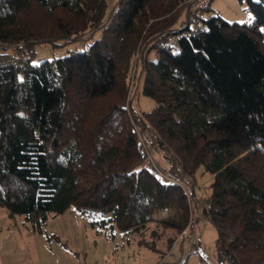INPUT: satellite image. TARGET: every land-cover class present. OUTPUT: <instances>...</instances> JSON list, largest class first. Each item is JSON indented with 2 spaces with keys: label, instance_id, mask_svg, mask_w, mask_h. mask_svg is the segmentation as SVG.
I'll return each instance as SVG.
<instances>
[{
  "label": "trees",
  "instance_id": "16d2710c",
  "mask_svg": "<svg viewBox=\"0 0 264 264\" xmlns=\"http://www.w3.org/2000/svg\"><path fill=\"white\" fill-rule=\"evenodd\" d=\"M246 2L253 21L209 3L194 33L186 0H0V207L44 233L73 206L171 248L213 176L218 263L264 264V2ZM60 40L86 46L34 62ZM138 68L149 111L128 99Z\"/></svg>",
  "mask_w": 264,
  "mask_h": 264
},
{
  "label": "rangeland",
  "instance_id": "374dc122",
  "mask_svg": "<svg viewBox=\"0 0 264 264\" xmlns=\"http://www.w3.org/2000/svg\"><path fill=\"white\" fill-rule=\"evenodd\" d=\"M207 14H219L231 22L253 21L246 0H211ZM89 35V32L85 33L82 39ZM91 41L89 39L87 45ZM79 44L63 40L55 44L41 42L36 46L34 62L86 46ZM4 48L5 44L0 43V50ZM10 52L13 53L11 49ZM142 88L143 77L138 68L132 75L128 99L139 111H149L155 107V102L143 95ZM163 157L160 151L149 152V159L154 162L163 164ZM212 178L208 176L201 182L202 193L198 204L193 206L190 227L175 236L171 248L165 235L156 243L157 250H150L140 243L141 235L136 233L117 232L114 238L110 237V232L93 227L91 219L80 215L73 206L65 213L51 214L44 233H34L23 216L12 218L7 208L0 207V264H219L216 227L202 214L208 195L207 185Z\"/></svg>",
  "mask_w": 264,
  "mask_h": 264
},
{
  "label": "built area",
  "instance_id": "2783aa9c",
  "mask_svg": "<svg viewBox=\"0 0 264 264\" xmlns=\"http://www.w3.org/2000/svg\"><path fill=\"white\" fill-rule=\"evenodd\" d=\"M211 0H186L191 12L197 13L198 16L192 19V28L194 33H199L205 28L201 19L205 18V13L202 10L210 3Z\"/></svg>",
  "mask_w": 264,
  "mask_h": 264
},
{
  "label": "snow or ice",
  "instance_id": "6c2138e0",
  "mask_svg": "<svg viewBox=\"0 0 264 264\" xmlns=\"http://www.w3.org/2000/svg\"><path fill=\"white\" fill-rule=\"evenodd\" d=\"M262 30H264V29H262Z\"/></svg>",
  "mask_w": 264,
  "mask_h": 264
}]
</instances>
